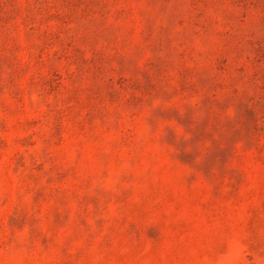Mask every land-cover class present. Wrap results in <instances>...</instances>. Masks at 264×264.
<instances>
[{
    "label": "rangeland",
    "instance_id": "1",
    "mask_svg": "<svg viewBox=\"0 0 264 264\" xmlns=\"http://www.w3.org/2000/svg\"><path fill=\"white\" fill-rule=\"evenodd\" d=\"M0 264H264V0H0Z\"/></svg>",
    "mask_w": 264,
    "mask_h": 264
}]
</instances>
